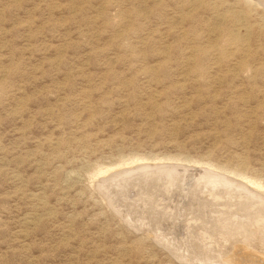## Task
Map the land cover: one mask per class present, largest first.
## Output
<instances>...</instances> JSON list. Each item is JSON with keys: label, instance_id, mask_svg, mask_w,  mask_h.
<instances>
[{"label": "rangeland", "instance_id": "374dc122", "mask_svg": "<svg viewBox=\"0 0 264 264\" xmlns=\"http://www.w3.org/2000/svg\"><path fill=\"white\" fill-rule=\"evenodd\" d=\"M262 2L0 0V264H190L94 174L170 155L264 183Z\"/></svg>", "mask_w": 264, "mask_h": 264}, {"label": "bare ground", "instance_id": "6f19581e", "mask_svg": "<svg viewBox=\"0 0 264 264\" xmlns=\"http://www.w3.org/2000/svg\"><path fill=\"white\" fill-rule=\"evenodd\" d=\"M183 161L201 163L170 155L137 156L117 168H101L94 176L109 204L174 256L188 257L190 264H264L263 181L215 166L224 173L219 172L207 162H202L207 167L190 170ZM131 189L135 197L129 200ZM176 226L183 228L178 240L172 236Z\"/></svg>", "mask_w": 264, "mask_h": 264}]
</instances>
